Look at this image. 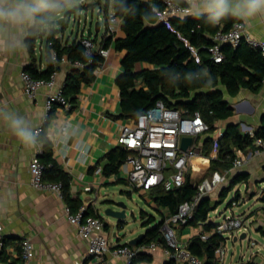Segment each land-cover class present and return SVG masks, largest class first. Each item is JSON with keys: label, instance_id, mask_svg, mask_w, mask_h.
I'll use <instances>...</instances> for the list:
<instances>
[{"label": "trees", "instance_id": "obj_1", "mask_svg": "<svg viewBox=\"0 0 264 264\" xmlns=\"http://www.w3.org/2000/svg\"><path fill=\"white\" fill-rule=\"evenodd\" d=\"M177 1L186 5L183 0ZM110 2L111 0H106V17L110 14ZM113 2L115 14L122 20V30L125 36L115 38L114 35H104L101 44L103 48H109L113 44L118 51L125 52L121 61L123 72L116 79L121 93L119 116L127 120H134L158 101H162L167 107L180 110L184 114L200 111L210 125L201 148L203 155L211 153L213 134L217 123L229 121L220 141L219 156L211 161L210 172L230 169L237 157V150L245 151L247 148L253 147L254 138L249 133H242L239 124L231 123V118L235 114L234 108L226 101L222 87L232 97L237 96L242 88L258 93L264 84V57L259 50L245 42L236 47L224 44L222 46L224 58L222 62L218 63L210 57L207 46L214 43L212 40L214 33L220 29H229L239 19L228 15L217 24L208 23L207 17L187 16L173 19V23L182 37L200 47L201 63H197L191 57V52L185 41L159 21L153 8L155 6L163 7V0H113ZM59 14L61 13H58L57 17ZM56 25V20H54L49 30L41 26L31 28L27 45L33 61L25 67V71L35 78H49L53 72L60 69L61 60L64 57L71 63L77 61L83 63V67L72 65L63 86L64 94L73 107L83 85H89L95 80V70L104 64L105 59L98 52L93 53L92 56L85 54L82 42L84 37L76 36L71 41L58 36L59 30ZM62 30H65V27H62ZM44 36H46L44 50L47 67L40 70L36 62L37 41ZM96 40L97 36L93 41L96 42ZM53 51L58 55V62H54L52 59ZM254 133L256 137L264 138V125ZM38 138L42 144L39 156L46 165L44 178L49 181L62 182L66 205L70 206L73 211H77L84 204L72 198L71 177L57 163L53 144L46 135L45 127L44 132ZM130 154L132 151L121 145L108 151L105 155L107 163L103 166V174L108 178L118 174L120 167ZM249 177L248 172L236 171L228 183L220 186L217 205H214L210 195L203 196L196 205L192 217L180 227L202 226L204 231H211L216 226V222L210 218V214L226 200L237 185L241 183L248 185ZM115 182L128 184L123 178H119ZM200 184L194 182L191 174L188 173L185 183L180 187L166 190L164 186L160 185L147 192L153 202L154 209L162 217L158 223L147 230L142 243L156 241L163 248H167L161 230L165 219L176 215L181 204L193 200L199 192ZM123 192L131 194V191L123 190ZM239 193L238 190L237 194ZM87 208L86 214L103 217L92 205H88ZM141 217L145 220L144 225H151L157 221L155 215H149L144 211H142ZM118 224L124 228V221H120ZM105 225V228L108 229V224L105 223ZM226 239L224 235L214 233L208 240H203L197 233L190 238L187 246L203 260V264H222L217 259L215 251L222 243L226 242ZM8 241L10 238L4 235V245ZM124 244L130 245L128 242ZM152 260V254L138 253L132 259V264L152 262ZM16 263L14 261L9 264ZM165 264H178V262L169 259ZM244 264L254 263L248 261Z\"/></svg>", "mask_w": 264, "mask_h": 264}, {"label": "crops", "instance_id": "obj_2", "mask_svg": "<svg viewBox=\"0 0 264 264\" xmlns=\"http://www.w3.org/2000/svg\"><path fill=\"white\" fill-rule=\"evenodd\" d=\"M183 1L189 8L188 0ZM111 5L113 9L109 10L110 14L115 13L113 0L110 2ZM187 16L191 15L177 18ZM201 17L206 16L201 15ZM237 18L245 22L253 37L264 39V18ZM32 27L10 26L6 31L0 32V144L2 148L0 154V223L4 227V235L10 238L6 245L0 244V264L19 262L20 244L24 238L30 239L35 246L36 255L33 264H76L86 259L87 239L82 237L78 228L68 221L65 214L66 202L52 192L34 188L31 183L30 164L40 154L42 147L40 139L34 135V130L37 126L44 124L46 135L53 144L57 163L71 177L72 198L77 202L92 205L100 214L102 206L106 210L110 204L102 202L112 201L107 186L116 182L111 178L95 174L94 170L107 163L105 155L118 145L117 139L121 125L131 121L119 116L121 93L116 83L117 77L123 72L121 61L125 52L118 51L112 44L109 47V56L95 72V80L89 85H83L76 104L70 109L56 105L49 115L45 104L51 90L44 87L34 97H29L25 93L21 79V73L33 61L27 45V38ZM84 33L85 31L80 32L79 30L76 36L83 37ZM104 35H106V28L105 30L101 28L94 42L96 49L102 46ZM124 36L121 21L114 37ZM73 38L71 36L64 40L72 41ZM45 40L46 36L37 41L36 62L40 70L47 67ZM71 68L70 63L60 64V69L57 71L58 85L64 84ZM222 90L226 101L234 108L235 114L231 118V123L239 124L242 133L255 132L264 125V84L258 93L242 88L235 97L227 94L224 87ZM9 115L25 121L27 128L35 137L34 147L25 146L15 135L10 126V120L7 119ZM228 122L220 121L219 124L225 130ZM205 138L206 134L201 138V148ZM243 153L247 155L248 160L240 170L248 172L250 177L248 185L241 183L239 186L245 187L244 192L255 190L259 188L258 186L263 188L264 152L256 153L254 144ZM199 160L194 158L193 166L189 168L191 178L196 183H201L200 174L211 165L209 163L197 167L196 162ZM222 172L224 171L219 173ZM90 186L93 189L89 191ZM219 189L220 187H217L216 199L219 198ZM122 193H124L123 190ZM241 194H238L240 199H242ZM149 203L153 206V203ZM232 210L235 212L238 209L233 208ZM213 212L210 214L212 220ZM227 212L219 210V215H217L222 217ZM235 213L241 214L238 211ZM263 213L264 207L255 213L247 211L242 215L249 216L248 223H253ZM105 222L108 224L105 232L109 235L114 225L106 219ZM118 223L117 228L123 229ZM200 227H179L177 231L179 239L188 243ZM256 227L260 228L259 225ZM262 230L259 231L264 233V229ZM109 237L113 244L127 243L130 239L127 236H118L117 232L114 233L116 241L110 235ZM164 249L159 245L154 250L145 252L153 255L152 262L138 264H165L167 258ZM248 261L254 264H264V257H261L258 249L252 252L247 261L241 260L237 264H244ZM105 262L106 264H126L124 258L112 254H107Z\"/></svg>", "mask_w": 264, "mask_h": 264}, {"label": "built area", "instance_id": "obj_3", "mask_svg": "<svg viewBox=\"0 0 264 264\" xmlns=\"http://www.w3.org/2000/svg\"><path fill=\"white\" fill-rule=\"evenodd\" d=\"M153 9L159 21L171 31L176 32L185 41L195 62L201 63L200 47L183 38L173 23L174 17L186 15L189 8L177 0H163V7L155 6ZM63 13L59 14V16L62 17ZM64 16L67 17L68 22L71 20L77 22L76 18L71 19V16L69 17L66 14ZM121 21L115 13L109 14L106 17V35L115 36ZM79 23H81V18ZM84 26L85 35L82 42L85 47V54L92 56L93 53L98 52L106 59L110 53L109 48L101 46L96 49L92 38L87 36V23H84ZM212 40L214 43L207 46V51L210 57L218 63L222 62L224 58L222 51L224 44H231L236 47L245 42L259 50L264 57V39L253 37L249 33L245 22L241 20L236 21L227 30H218L212 35ZM52 59L54 62H58V55L55 51L52 52ZM61 63H70L76 67L84 66L83 63L78 61L71 63L66 57L62 58ZM21 79L25 93L29 97H34L44 87L51 90L45 104L49 114L56 105L68 109L72 107L71 102L64 94V84L58 85L57 83V71L53 72L49 78H35L24 70L21 73ZM209 129L210 125L200 111L184 114L182 111L167 107L162 101H158L154 106L142 112L136 119L121 125L117 139L118 145L132 151V154L122 164L119 173L114 174L110 178L113 181L123 178L128 185L141 194L147 193L160 185L164 186L166 190L180 187L186 181L189 168L193 166L194 158L200 159V167H202L219 156L220 141L224 133V128L220 126L219 122L213 134L214 139L210 155L201 153L200 141ZM43 132L44 124H41L35 128L34 135L38 137ZM248 133L254 138L256 153L264 152V138L256 137L254 131H249ZM184 136L194 138L193 144L186 151L181 148V141ZM1 151L0 144V154ZM247 160V155L243 151L237 150V157L230 169L222 173L216 172L217 177L215 179L206 178L199 185L197 196L193 200L181 204L176 215L165 219L161 230L167 244V248L164 249L167 260L174 259L181 264H203V260L188 248L187 243L179 239L178 228L182 224L187 223L188 219L192 217L196 205L203 196L209 195L217 187L228 183L232 174L240 170ZM45 168L46 165L42 162L39 155L31 161L30 170L33 187L41 191L52 192L64 200L62 182L46 180L44 178ZM94 173L106 177L103 174L102 166L96 167ZM92 189V186L88 187L89 191ZM236 204V201L232 200L231 206L234 207ZM87 207L88 205L84 204L77 211H73L70 206H65V214L68 221L76 226L79 234L88 241L86 259L78 261L76 264H106L105 257L107 254L122 257L126 260V264H129L138 253H145L159 246L156 241L140 243L138 246L124 243L113 244L109 235L105 232V218L86 214ZM228 211L222 216L220 222H216V226L211 231H204L202 226L198 229L197 233L200 234L203 240H208L214 233H220L227 238L234 235L238 236L239 233L248 231L243 216L235 213L234 210ZM3 230L4 227L0 223L1 245L4 244ZM252 244H255V242H252ZM35 255L36 251L33 242L28 238H24L20 245V260L17 264H33ZM215 255L220 262H224L226 257L225 243H222L216 249Z\"/></svg>", "mask_w": 264, "mask_h": 264}, {"label": "rangeland", "instance_id": "obj_4", "mask_svg": "<svg viewBox=\"0 0 264 264\" xmlns=\"http://www.w3.org/2000/svg\"><path fill=\"white\" fill-rule=\"evenodd\" d=\"M100 2V4H98ZM93 5V6H85ZM106 0H73L72 3H68L66 5V10L62 14L70 12L69 17L71 16V19L76 18L77 22H73L71 20L69 22V25L65 26V30H62V27L64 26H58L56 25V28L59 30L58 36H62L63 38H70L76 37V34L83 31L84 32V20L86 15H88L87 21V27L86 28H92L95 30V24L97 21H101L102 28L105 30V24H106ZM113 9V5L110 6V11ZM60 17V16H59ZM59 17H57L55 20H57ZM81 18V23H79V19ZM51 28V25L48 26L46 29L49 30ZM87 30V29H86ZM73 34V35H72ZM99 33L94 32V36L91 37L92 40L96 39V36ZM81 35V33H80ZM73 38V39H74ZM224 121H222L223 123ZM221 126V125H220ZM217 177V174L215 171L210 172V167L207 170H204L200 176L199 179L201 183L206 179H215ZM106 187V186H105ZM108 190L110 192L112 201H103L102 203H109V207L117 208V205L119 202H125L127 204V218L124 222V228L118 229L116 224L118 221L115 218L109 217L105 214V209L102 206L101 207V215L107 220L110 221L111 224L114 226L111 228L109 235L111 238L116 241L117 238L114 237V233L117 232L118 236L121 237H130L128 242L138 236L140 233L146 232L148 229H150L152 226H154L156 223L160 221V218L162 217L161 214L157 213V211L154 209V207L149 203H153L149 194L144 193L142 195L140 192L135 190L132 186L125 184V183H115L110 184L107 186ZM256 188L255 190L251 189L249 191H245V187L237 185L235 189H233L226 200L219 205V207L214 210L213 212V220L215 222H220L221 218L218 216V211L220 212H227V210H232L233 208H236L238 212L241 213V216L244 215V212L247 211L252 213H255L258 209H261L264 207V187ZM122 190L131 191V194L122 193ZM217 188L210 193V196L214 202V205H217L219 202V198L216 199V195L218 191H216ZM239 190L242 199H240L239 195L237 194V191ZM243 191V192H242ZM215 197V198H214ZM237 198V199H236ZM236 199V205L234 207H231L230 204H232V200ZM112 202V203H111ZM142 211L146 212L149 215H155L157 221L151 225L147 224L144 225L145 220L141 217ZM235 211V212H236ZM167 212V211H165ZM218 214V215H217ZM243 214V215H242ZM249 216H243L244 222L246 223L248 227V233L247 237L245 239H241L240 236L242 233H239L238 237L239 239L237 241L234 240V236L226 239L225 242V250H226V257L222 264H237L241 260L247 261L248 258L251 256L253 251H257L259 249V253L261 257H264V233L259 231L261 229H264V213L261 215V217H257L253 221V223H248ZM260 228H257L258 226ZM116 229V230H115ZM252 242H255V244H252ZM258 253V252H257Z\"/></svg>", "mask_w": 264, "mask_h": 264}, {"label": "clouds", "instance_id": "obj_5", "mask_svg": "<svg viewBox=\"0 0 264 264\" xmlns=\"http://www.w3.org/2000/svg\"><path fill=\"white\" fill-rule=\"evenodd\" d=\"M73 0H0V32L10 26H50ZM186 15L207 17L217 24L228 15L245 19L264 18V0H188ZM10 126L25 146L34 147L35 137L21 118L9 115Z\"/></svg>", "mask_w": 264, "mask_h": 264}, {"label": "water", "instance_id": "obj_6", "mask_svg": "<svg viewBox=\"0 0 264 264\" xmlns=\"http://www.w3.org/2000/svg\"><path fill=\"white\" fill-rule=\"evenodd\" d=\"M100 4V2L98 3ZM88 6H93V5H88ZM87 6V7H88ZM70 14V13H69ZM68 13H66V15H69ZM193 17V16H192ZM201 17V16H200ZM173 19H179L177 17H174ZM88 20V15H86L84 22L87 23ZM56 24L58 26H67L69 25L68 19L65 16L59 17L56 20ZM102 28V23L101 21H97L95 24V30H93L92 28H88L87 29V36L88 37H93L94 36V32L99 33L101 31ZM50 115V114H49ZM194 138L191 136H184L182 138L181 141V148L186 151L189 146H191L193 144ZM264 200V197H263ZM105 214L109 217L115 218L118 222L120 221H125V219L127 218V204L125 202H119L117 205V208L114 207H108L105 210ZM147 232V231H146ZM146 232L140 233L138 236L132 238L128 243L132 246H138L140 243H142V241L144 240L145 236H146ZM247 237V232H243L240 236L241 239H245ZM230 238V237H228ZM239 239L238 236L234 237V240L237 241ZM129 264H132L129 263Z\"/></svg>", "mask_w": 264, "mask_h": 264}, {"label": "bare ground", "instance_id": "obj_7", "mask_svg": "<svg viewBox=\"0 0 264 264\" xmlns=\"http://www.w3.org/2000/svg\"><path fill=\"white\" fill-rule=\"evenodd\" d=\"M200 163H201L200 160L198 162H196V166L200 167V165H199Z\"/></svg>", "mask_w": 264, "mask_h": 264}]
</instances>
